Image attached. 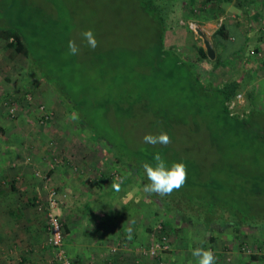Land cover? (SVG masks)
Segmentation results:
<instances>
[{"label":"rangeland","instance_id":"374dc122","mask_svg":"<svg viewBox=\"0 0 264 264\" xmlns=\"http://www.w3.org/2000/svg\"><path fill=\"white\" fill-rule=\"evenodd\" d=\"M160 13L164 16L166 12ZM164 19L167 27L164 48L181 57L180 66L175 65L173 59H158V39L163 28L158 12L142 6L140 0H0V22L13 21L26 30L33 54L38 59L43 57L52 70L59 69L56 75L59 83L75 96L86 98L89 107L92 103L89 110L95 114L97 126L120 143L121 151L131 156L136 145L147 148L151 152L145 150L148 153H141L140 157L149 163L157 151L165 160L179 162L180 156L188 159L191 164L189 168L186 165V182L192 177L190 181L204 183L193 184L190 187L193 193L205 190L211 193L214 182L205 184V181L211 176L224 178L227 187L222 185L223 194L216 197L223 199L225 207L245 211L241 212V217L252 215L253 222L235 225L229 219L228 209L221 210L222 206L205 218L222 215L220 219L225 221L212 222L209 228L195 225L180 212L166 211L159 198L144 193L136 184L140 179L132 169L124 170L109 161L110 154L103 144L88 134L81 120H72L51 84L24 76L28 57L12 53L0 39V137L26 141L40 136L44 144L40 152L46 158V167L42 169L32 163V171L42 182V192L33 202L47 230L45 264H59L50 243L49 190L56 191L58 201L54 211L62 222L66 243V222L71 224L81 219V212H85L83 201L93 199L96 206H100L105 197L99 199L96 190L127 176L133 177L132 180L120 188L126 187L125 199L130 203L126 217L133 234L129 239L120 232L121 236L107 242L103 253L107 264H195L192 250L197 247L210 248L216 264H264V229L258 224H264V192L260 191L255 197L254 191L246 196L240 188L236 193L228 189L233 179H236L233 185L238 187L242 185L240 178L257 176L261 180L260 175L264 176V97L260 95L255 99L254 77L249 75L239 80L236 93L242 94V100L231 109L232 114L245 117L252 105L262 108L248 114L245 121L225 116L216 102L198 91L190 63L194 62L200 79L208 88L222 86L236 78L228 74L229 67L216 66L214 58L198 55L197 46L204 47V43L198 34L196 38L193 24L191 29H186L189 23L183 20L184 23L179 22L183 29H177L178 26L171 29L174 19L169 16ZM87 29L93 30L98 41L94 49L82 36ZM70 39L79 47L75 55L68 54ZM236 75L239 76L240 71ZM95 85L99 89L93 90ZM27 92L31 100L26 98ZM105 93L127 95L131 114L113 116L93 107L96 103L92 96L96 94V98ZM4 94L15 100L16 113L6 110ZM39 105L50 113L49 120L41 122L43 110ZM167 118L171 124L164 123ZM161 131L169 134L171 143L166 146L144 143L146 133ZM54 156L59 159L55 160ZM48 171L51 175H46ZM115 192L112 190L108 197L113 199ZM118 195L121 198L123 194L119 191ZM168 200L171 201L170 197ZM109 208L108 205L95 208L91 216L83 217V222L102 223L109 216ZM92 229L95 230L91 227L89 231ZM164 236L166 247L161 243ZM65 252L72 264L70 253L67 249ZM96 261L90 258L82 262L97 264Z\"/></svg>","mask_w":264,"mask_h":264},{"label":"crops","instance_id":"0c3cea01","mask_svg":"<svg viewBox=\"0 0 264 264\" xmlns=\"http://www.w3.org/2000/svg\"><path fill=\"white\" fill-rule=\"evenodd\" d=\"M157 1L162 3L166 12L164 16L175 21V27L173 25L171 29L176 26L183 29L179 24L184 23L183 20L189 23L186 29L193 26V29H199L213 45L215 55L221 54L216 65L229 67L228 74L236 80L240 71L238 81L253 76L255 99L260 95L264 97V0ZM221 25L226 35L215 39L213 34ZM12 92L16 94L17 91ZM39 137L26 141L18 137H0V264H45L47 230L42 214L35 210L33 202L34 197L42 192V182L34 176L32 163L42 169L46 167V158L40 152L44 144ZM49 174L50 171L46 173ZM103 186L107 188H101L96 193L99 199L105 197L100 206H96L93 199L83 201L85 212H81V219L71 222L72 225L66 222L65 244L73 259L72 264H83L84 259L90 258H96L97 264H107L103 254L107 242L110 239L113 241L120 232L128 237L127 228L131 225L126 217L130 205L125 199L126 187L120 188V193L125 196L119 198L118 191L112 199L108 196L115 189L107 183ZM107 205L110 213L105 221L98 224L83 222V217L85 219L87 214L91 216L95 208H106ZM91 227L95 230L89 231Z\"/></svg>","mask_w":264,"mask_h":264},{"label":"trees","instance_id":"16d2710c","mask_svg":"<svg viewBox=\"0 0 264 264\" xmlns=\"http://www.w3.org/2000/svg\"><path fill=\"white\" fill-rule=\"evenodd\" d=\"M140 2L142 6L147 7V9L158 12V20L160 21L163 28L161 29L163 32L160 34L158 39V48H157V56L159 57L158 59L159 60L167 59V58L170 60L173 59L175 61V65L177 66L182 65L179 64V63H183L180 61L181 57L175 51L166 50L164 48L165 46L164 39L166 34L165 31H167L166 29L167 27L164 24L165 16H162L160 13L161 11L164 12L162 9V3L158 2L157 0H140ZM225 35H226L225 30L223 29V25H221L220 28L215 31L213 37L215 39H219V38H223ZM0 39H3L5 41V45L12 49V53H23L28 57V65L24 76L27 78L42 79L47 83L51 84L52 87L55 89V91H57L59 99L64 103L66 107V111L71 116L72 120L73 121L81 120L82 123L85 124V128H86L85 130H87L88 134H90V136L94 140L101 142L105 147V151L110 154L109 161H111L113 165L120 168L124 167V170L126 169L128 170V168L130 170L132 169L133 172H135L138 178L140 179L135 181L136 184H138V186H140L143 190L144 185L147 184L149 181L147 180L144 169L142 168V164L147 160H144L140 156L141 153H148L147 151L149 152L151 151L147 148L140 147L139 145H136L132 149L133 154L131 156H128L126 153L121 151L120 148H118L120 143L116 142L114 138H111V136L108 133L102 130L100 125L99 127L97 126L95 120L96 119L95 114L91 113L89 110L92 108V103L90 104L89 107L86 98L75 96V93H73L72 90H70L68 87H65L62 83H59L57 81V76H56L58 75L59 69L56 68V70H52V66H50L46 62V60L43 59L42 56H40L42 57V59H38L37 56L33 54V49L31 48V44L28 40L26 30L22 29L20 25L16 24L13 21L3 22V23L0 22ZM197 50L199 56L207 57L206 50L203 46L198 45ZM220 59H221V54H216L213 59L214 65L218 64ZM190 67L193 68V79L196 82V87L198 91H202L205 97L209 96L212 102H216L218 104L220 112L224 113L225 116L245 121L246 116L248 114H252L255 110L258 109L256 106L252 105L245 117H239L238 113L236 114L230 113L226 102L236 94L239 86V81L231 80L226 82L222 86H217V87L215 86L208 88L200 79L198 71L195 69L194 62L190 63ZM97 88L99 89V86L95 85L93 90ZM95 95L92 96L93 98L92 101L96 103L93 107H96L97 109L100 108L103 111L109 112L113 116L119 114L120 117H122V115L124 114L125 115L131 114V112L129 111V104H128L129 99H127V95L125 97L122 94L115 95L111 93L109 94L105 93V94H98L96 98ZM5 96L8 97L9 95L8 94L2 95L3 98ZM164 123L166 125L171 124L169 123L168 118L165 119ZM184 149L187 150L188 145L185 146ZM164 151L162 152L163 154H165ZM178 160L184 162L185 164L187 163L186 165H188L189 168V165L191 163L188 159H185L184 157L180 156ZM165 161L168 163L169 166L171 165L172 162H176L171 160H165ZM150 163L152 164L155 163L154 159H152ZM132 178L133 177L127 176L124 180L117 181L115 183H119L121 186L128 183V181H131ZM190 178L187 179V182H185L184 185L179 190H174L170 195L160 197L155 193L152 194L146 193V194H149L154 198H159V200H161V202L164 203L165 205L164 208L166 211H170L174 213L176 211L180 212V214L183 215L185 219L192 220L195 223V225L203 224L205 227L209 228L210 223L212 222L220 221L223 223L225 220L220 219L221 217H223L222 215L216 218L211 217L209 220L208 219L206 220L205 218L209 213L211 214L212 212H214L216 208H218L219 206H222L221 210H223L224 208L228 209V212L230 213L229 219L232 220L234 224L237 226L241 225L243 222L249 224L253 222L251 221L252 215L248 214L246 215V217H241V212H245V211L241 209L234 210L232 209L231 206H229L231 208L225 207L224 205L226 204H222V202H224L222 201L223 199L216 197V195L221 196L223 194V190L221 189L222 188L221 186L222 185L226 186L224 178L222 179L220 177L211 176L207 181H205V184H208L209 182H214L215 187L210 189L211 193L208 192L209 190L208 191L205 190L206 192L200 191L193 193V190L190 189V187L193 184H204V183L201 181L197 182L196 180L192 182L190 181ZM260 178L261 180H258L257 176H255V178H250V177H244L243 179L240 178L242 185H239L238 187L237 184L233 185L236 183L235 181L236 179H233L234 183L231 186H229L228 189L229 190L231 189L233 193H236V191L239 190L238 188H240L242 191H245L246 196L251 195V193L254 191L255 197H258L260 191L261 193L264 192V182H263L264 176L260 175ZM112 189L114 188L112 187ZM185 191L187 192L184 193ZM96 192H98V190H96ZM203 192H205V194H202ZM169 197L171 201L168 200ZM205 197L206 200H204ZM179 201L181 202V205ZM175 203H177L178 205L176 206ZM255 218H257L256 214H255ZM258 224L261 226L262 229H264V224H260V223ZM62 233H63V237H65L64 231ZM63 248L67 249L65 242H63Z\"/></svg>","mask_w":264,"mask_h":264},{"label":"clouds","instance_id":"9594fccd","mask_svg":"<svg viewBox=\"0 0 264 264\" xmlns=\"http://www.w3.org/2000/svg\"><path fill=\"white\" fill-rule=\"evenodd\" d=\"M82 36L87 41L91 48L97 46V39L92 29H87L82 33ZM79 51V47L75 40L68 41V54L75 55ZM143 141L150 145H167L171 143V137L165 131L158 134L146 133L143 136ZM155 163L145 161L142 168L146 174L149 183L144 185L143 191L145 193H155L160 197L170 195L174 190H179L187 178V166L184 162H172L169 166L159 151L154 153ZM112 187L118 192L120 191V184L113 183ZM133 228H127V236L132 238ZM192 256L196 258L195 264H216V257L210 248L197 247L192 250Z\"/></svg>","mask_w":264,"mask_h":264},{"label":"built area","instance_id":"2783aa9c","mask_svg":"<svg viewBox=\"0 0 264 264\" xmlns=\"http://www.w3.org/2000/svg\"><path fill=\"white\" fill-rule=\"evenodd\" d=\"M26 98L28 100L32 99V96L29 92L26 93ZM242 100V94L241 93H236L234 96H232L226 103L228 106L229 111L233 108L236 107V105L241 102ZM3 105L5 106L6 110L9 113H16V107H15V100L12 99V97L8 96L5 97L3 100ZM40 109L43 110V106L39 105ZM232 113V110L230 111ZM51 118V115L49 112L46 110H43L41 113V122L47 121ZM55 160H58L59 157L54 156ZM48 221H49V228H50V243L54 246L56 250V256L57 259L59 260V264H70V259L67 256L65 249L63 248V225L62 222L60 221V218L58 216V213L54 211V207L57 205L56 202L57 197H56V191L55 189H50L49 190V197H48ZM162 247H166V237H162L161 239Z\"/></svg>","mask_w":264,"mask_h":264},{"label":"water","instance_id":"95a60500","mask_svg":"<svg viewBox=\"0 0 264 264\" xmlns=\"http://www.w3.org/2000/svg\"><path fill=\"white\" fill-rule=\"evenodd\" d=\"M196 32L203 37V43H204V47H205L207 56L209 58H214V56H215V50L213 48V45L209 41V39H207L206 37H204L203 36V33L199 29H196Z\"/></svg>","mask_w":264,"mask_h":264}]
</instances>
